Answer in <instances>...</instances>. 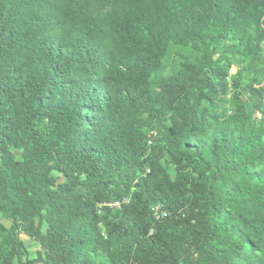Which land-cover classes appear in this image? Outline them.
I'll return each mask as SVG.
<instances>
[{"label":"trees","instance_id":"1","mask_svg":"<svg viewBox=\"0 0 264 264\" xmlns=\"http://www.w3.org/2000/svg\"><path fill=\"white\" fill-rule=\"evenodd\" d=\"M263 98L264 0H0V264H264Z\"/></svg>","mask_w":264,"mask_h":264},{"label":"rangeland","instance_id":"2","mask_svg":"<svg viewBox=\"0 0 264 264\" xmlns=\"http://www.w3.org/2000/svg\"><path fill=\"white\" fill-rule=\"evenodd\" d=\"M233 70H234V68H231V69L229 70V72L232 73ZM24 242H25L27 248H28V249L30 250V252H31V253H30V254H31V257H34V256H35V248H36V245H35L33 242H31V241H29V240H27V239H24Z\"/></svg>","mask_w":264,"mask_h":264},{"label":"built area","instance_id":"3","mask_svg":"<svg viewBox=\"0 0 264 264\" xmlns=\"http://www.w3.org/2000/svg\"><path fill=\"white\" fill-rule=\"evenodd\" d=\"M263 101H264V98H263Z\"/></svg>","mask_w":264,"mask_h":264}]
</instances>
